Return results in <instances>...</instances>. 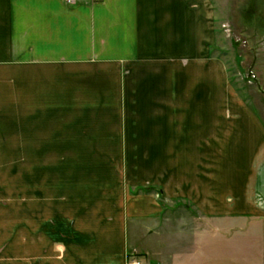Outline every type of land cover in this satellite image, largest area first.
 <instances>
[{
	"label": "crops",
	"instance_id": "1",
	"mask_svg": "<svg viewBox=\"0 0 264 264\" xmlns=\"http://www.w3.org/2000/svg\"><path fill=\"white\" fill-rule=\"evenodd\" d=\"M216 12L213 0H0L5 253L17 238L22 264H128L131 224L163 213L157 187L164 201L197 211L177 230L180 264H205L194 247L249 221L264 228L256 204L264 199V119L212 54ZM74 103L112 108V131L128 141L126 166L118 151L75 171L60 160L56 142L71 138ZM4 135L35 149H1Z\"/></svg>",
	"mask_w": 264,
	"mask_h": 264
},
{
	"label": "rangeland",
	"instance_id": "2",
	"mask_svg": "<svg viewBox=\"0 0 264 264\" xmlns=\"http://www.w3.org/2000/svg\"><path fill=\"white\" fill-rule=\"evenodd\" d=\"M213 2L217 10L218 44L212 48V54L224 59L230 81L243 100L264 119V0H213ZM105 104L110 106L107 101ZM111 109L87 111L81 105L73 104L71 138L68 137L67 141L58 140L56 149L62 151L59 155L60 160L70 162L74 171L78 166L100 165V160H106L100 158L103 151L120 152L121 165L123 167L127 165L128 141L125 133L119 135L112 131L113 120L112 118L109 120ZM90 119H95V124H92ZM123 129H127V126H123ZM118 136H121L120 140H116ZM3 137L6 141H2L1 149L9 151L35 149L32 141L14 140L15 135ZM37 145L40 146L43 162L47 160L44 157L47 155L44 150L48 148L47 146L43 148L42 143ZM65 151L70 153L67 157H63ZM9 160L15 163V158ZM153 191L163 206V213L159 220L152 224L145 222L131 224L128 264H131L132 259L140 260V264H180L182 255L181 259L178 255L184 247L182 237L177 236V230L183 218L184 223H189L192 221L191 216L197 214V211L183 201L174 203L164 201L158 187L153 188ZM181 203L183 205H180ZM256 204L264 209V199L257 197ZM201 224L202 228L207 226L205 222ZM229 224L244 226L245 219H233ZM248 226L246 230H235L232 235H217L212 238L209 248L204 243L200 248L194 247V250L206 252L205 256H202L204 258H201L205 264H208V252H211V264H264V228L255 220L249 221ZM204 236L201 234V240L206 242ZM57 237L61 242L65 240L63 232H58ZM16 241L17 238L10 240L8 253L4 252L5 246L0 247V262L22 264L21 254L16 250ZM184 249L186 251V248ZM194 260V257L187 259L188 262Z\"/></svg>",
	"mask_w": 264,
	"mask_h": 264
},
{
	"label": "built area",
	"instance_id": "3",
	"mask_svg": "<svg viewBox=\"0 0 264 264\" xmlns=\"http://www.w3.org/2000/svg\"><path fill=\"white\" fill-rule=\"evenodd\" d=\"M65 1H67V2H74V1H76V0H65ZM90 1H93V2H96V1H100V0H90ZM140 260H138V259H132V262H131V264H140Z\"/></svg>",
	"mask_w": 264,
	"mask_h": 264
}]
</instances>
